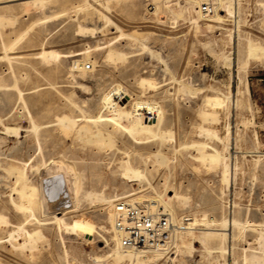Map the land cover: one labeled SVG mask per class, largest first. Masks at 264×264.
Returning <instances> with one entry per match:
<instances>
[{
    "label": "rangeland",
    "instance_id": "1",
    "mask_svg": "<svg viewBox=\"0 0 264 264\" xmlns=\"http://www.w3.org/2000/svg\"><path fill=\"white\" fill-rule=\"evenodd\" d=\"M164 1L169 0H44L40 5L35 0H0V151L9 153L0 152V158L12 163L9 148L20 144L17 158L30 159L24 170L35 191V216L45 223L29 220L25 228L40 230L41 238L35 248L20 251L16 242L22 239L9 234L26 215L10 202V195L15 202L18 198L8 192L13 177L4 173L8 183L0 186V213L7 224L0 228V264H128L126 258L113 259L114 202L136 204L174 194L183 196L185 204L169 200L173 217L195 218L196 223L191 227L194 240L188 233L175 241L191 246L192 252L179 253L173 263L264 264V239L258 236L264 233V0H239L237 20L225 17L221 24L196 15L198 23L192 24L176 16L175 2L183 5V0ZM109 49L123 58L108 60ZM42 50L59 57L45 64L37 55ZM75 60L91 69L76 73ZM142 78L151 79L156 88L139 86ZM183 85L194 93L184 95ZM217 93L227 97L226 109L208 122L204 99ZM141 100L158 105L160 127L173 135L169 145L154 135L139 141L113 122L96 126L84 119L108 115L126 126L134 120L132 104ZM60 117L76 120L70 132L56 122ZM84 125L88 134L78 130ZM201 126L228 138L222 143L208 139L199 134ZM151 128L158 133L156 125ZM98 130L107 139L101 137L103 146L94 137ZM190 141L205 142L207 151L216 149L228 157L232 169H227V182L221 167L198 161L196 151L184 147ZM158 156L162 164L154 159ZM126 163L144 178L125 179ZM49 181L61 186L53 197L46 191ZM124 192L135 195L113 197ZM232 193L234 207L227 212L225 201ZM53 216L65 219L70 228L59 231L49 224ZM232 217L241 223L230 240L206 241L207 228H224L209 221ZM220 247L225 252L212 253ZM169 251L145 264L168 263Z\"/></svg>",
    "mask_w": 264,
    "mask_h": 264
},
{
    "label": "bare ground",
    "instance_id": "2",
    "mask_svg": "<svg viewBox=\"0 0 264 264\" xmlns=\"http://www.w3.org/2000/svg\"><path fill=\"white\" fill-rule=\"evenodd\" d=\"M104 1V0H103ZM107 1V0H106ZM167 1V0H166ZM173 0H169L165 3V4H170L172 3ZM217 1V4H218V9L213 13L211 14L210 16L208 17H204L202 14L199 13V11L197 10V1L196 0H183L182 3L183 5H181L180 3L178 2H175V5L174 7H177V10H179L176 14L177 17H186L187 20H189V22H191L192 24H197V20L196 18H194L193 16H197L199 19L201 20H209L211 22H215V23H218V24H221L222 23V20H224L223 18L227 17V18H231L233 19L234 18V22L237 20L236 19V16H237V6H238V2L239 0H236V1H231V0H216ZM36 3H38L39 5L42 4L44 2V0H35ZM94 2V1H93ZM85 3L84 2V6H85ZM191 3H193V8L191 7ZM83 4H81L82 6ZM91 5V4H90ZM166 6V5H165ZM170 7V6H169ZM79 8V6H78ZM83 8V6H82ZM86 8L87 5H86ZM155 10H157L156 6H154ZM166 9V8H165ZM174 9V8H173ZM78 10V9H77ZM80 10V8H79ZM154 10V12H155ZM169 11H170V8H169ZM172 13V11H170ZM232 15V16H231ZM195 16V17H196ZM226 19V18H225ZM0 21H2V19H0ZM233 21V20H232ZM2 23V22H1ZM85 26V25H84ZM213 26V25H212ZM81 27V25H80ZM114 27L116 29H118L117 25L114 24ZM210 27V26H209ZM221 27V26H220ZM81 29V28H80ZM238 30V29H237ZM80 31V30H79ZM84 31V30H83ZM85 33V31H84ZM234 33V32H233ZM232 33V34H233ZM234 35V34H233ZM230 36V35H229ZM239 38V37H238ZM17 39V38H16ZM250 42V41H249ZM11 45V44H10ZM9 47V46H8ZM11 47V46H10ZM9 47V48H10ZM143 47V46H142ZM248 48V47H247ZM3 57L4 58H7V49L5 47H3ZM153 52V51H152ZM2 53V52H1ZM152 54V53H151ZM38 55V58L42 59L43 61H45V64H47L46 62L49 61V60H52V59H56L59 57L58 54L56 53H53L51 51H44L42 50ZM61 56H64V55H61ZM124 55H122V53H118L116 51H113L112 49H109V52H108V55H107V58L108 60H119L120 58L122 59ZM2 57V56H1ZM0 57V58H1ZM226 59V58H224ZM223 59V60H224ZM68 61V60H67ZM227 61V59H226ZM224 60V62H226ZM226 63H230L229 60L226 62ZM63 65V64H62ZM85 64L83 63V61H80V60H75L73 61V66L72 68L74 70H76V73L79 72H84L85 70ZM71 69V68H70ZM91 69V67H90ZM69 70V69H68ZM11 71V70H10ZM75 73V72H74ZM163 75V74H162ZM14 78V77H13ZM76 81V80H75ZM78 81V80H77ZM87 81V80H86ZM75 83V82H74ZM94 84V83H93ZM190 85H191V82H190ZM14 86V85H13ZM139 86H142V87H145L147 89H155L156 88V83H154L153 81H151V79H146V78H142L140 79L139 81ZM223 87V86H222ZM16 88V87H15ZM240 88V87H239ZM241 89V88H240ZM239 89V90H240ZM3 90V89H2ZM1 90V91H2ZM76 90V89H75ZM243 90V89H242ZM182 91L184 92L183 94L185 95L186 93H194L195 89H192L190 86L188 85H183V89ZM18 92V91H17ZM246 92V91H245ZM2 94V93H1ZM5 94V93H4ZM6 95V94H5ZM95 95V94H94ZM221 95V94H220ZM7 97V96H6ZM5 97V98H6ZM19 98V97H18ZM225 99L227 100V97L226 96H222L220 97L219 94H215V95H212V96H206L205 99H204V106L207 108V113H204V117L205 119H208L210 121H216L217 120V114L219 113V111H223L224 109H226V103H225ZM1 101V100H0ZM6 104V103H5ZM2 108V111H3V108H4V103H3V107ZM6 109V108H5ZM4 109V110H5ZM0 111V112H2ZM81 113V112H80ZM82 114V113H81ZM2 115V114H1ZM130 115L134 118L133 122L126 125V126H123V125H120L118 122H116V118L114 117H111V116H108V115H101V116H98V117H86L84 116V119L86 120V122L88 123H92L96 126H98L99 124H102L104 122H113L114 124H116L118 127H121L123 128L127 133H129L131 136H133V138L137 139V140H141L143 141L144 139H147L148 136L150 135H154V136H158L160 138V140H165L166 139V144L169 145V141H171L173 139V135L170 131L166 130V129H162L160 126L162 125V119H161V111L158 107V105L156 103H152V102H149V101H135L133 104H132V107H131V113ZM201 117H202V114L200 113ZM118 118H120L121 116H119V114H117ZM126 117V116H125ZM83 118V117H82ZM127 118V117H126ZM132 118V119H133ZM227 118V117H226ZM201 119V118H199ZM226 121V120H225ZM34 122V121H33ZM57 123H60L61 125L63 126H67L69 129L66 130V131H69L71 130L70 127H74L75 124H76V120H73L71 118H66V117H60L57 121ZM227 122V121H226ZM225 122V123H226ZM122 123H124V121H122ZM217 123V122H216ZM156 125L157 129L158 130V133L154 132L152 130V125ZM213 124V123H212ZM34 125V124H33ZM207 127V126H206ZM226 130L228 128V126H223ZM32 128V127H31ZM34 129L37 128V126H34L33 127ZM66 127H64V130H65ZM33 129V130H34ZM67 129V128H66ZM12 130V129H11ZM16 130V129H14ZM32 130V131H33ZM78 130H82V131H86L85 133L89 132L88 129H87V126L84 125L83 127H79ZM78 130H77V133H78ZM224 130V129H223ZM65 131V132H66ZM199 134L200 135H203L205 136L206 138L208 139H212V138H215L218 142H223L224 140H226L228 137H226L228 134L226 133L225 136L223 137H219L218 134H217V131L213 128H210V127H199ZM35 132V131H34ZM17 133V132H16ZM67 133V132H66ZM83 133V132H82ZM225 133V132H224ZM34 134V133H33ZM88 134V133H87ZM96 136L95 139H96V142L100 140V143L97 142L98 145L101 144V141H103L105 139V136H101L103 135V133H101V131H97L96 133ZM86 135V134H85ZM100 136V139H98L97 136ZM105 135V134H104ZM153 136V137H154ZM14 137V136H13ZM88 137L90 138V136L88 135ZM101 137H104L103 140ZM89 138L88 141H89ZM226 138V139H225ZM15 139V138H14ZM33 139V138H32ZM109 139V138H108ZM2 140V139H0ZM86 140V139H85ZM84 140V141H85ZM94 140V139H93ZM107 140V139H105ZM12 141V140H11ZM86 141V142H88ZM95 142V141H94ZM106 142H110V141H106ZM1 143V142H0ZM3 143V141H2ZM15 142H13L14 144ZM17 143V142H16ZM30 143V142H29ZM33 143V142H32ZM34 143L36 144V142L34 141ZM89 143H91L89 141ZM104 144V141L102 142ZM31 144V143H30ZM34 144V145H35ZM93 144V142H92ZM103 144H101L103 146ZM107 144V143H106ZM1 145V144H0ZM5 146L7 144H4ZM20 144L17 143V144H14L12 145L11 144V147L9 148L12 153H13V156L11 158V161L13 160L12 163H8L5 162L4 163V160L3 159V162L1 161L2 157H3V154L2 153H5V152H2L3 149H1L0 152L2 156L0 158V172L1 175H0V186L3 184H5L7 186V183L5 181V174H7V177H10L9 175H11L13 177V183L10 185V191L8 192H13L14 194H16L17 198H18V201L15 202L14 199H12L11 195L9 193H7L8 195H10V202H12L14 208L16 210H18L19 212H21L23 215H26L25 216V219L23 221V223H19L18 226H16L15 228V231H12L10 234H9V237L10 238H13V237H19L22 239V243H17L16 244L18 245V248L21 250L23 249H26V247H29L28 249H33L36 247L35 243L38 242V240L41 238V234H40V230L38 231H29L25 228V225L29 222L30 219H34L36 220V222L39 224V225H44V224H41L40 220H38L35 216V207H36V204L34 202V189L33 187L31 186H28L27 185V174L25 173V166H27V163L28 161L30 160L29 158H25L24 161L17 158V154L20 152ZM28 145V144H27ZM26 145V147H27ZM87 145V144H86ZM9 146V144H8ZM30 146V145H28ZM37 146V144H36ZM108 146V145H106ZM110 146V145H109ZM113 146V145H112ZM7 147V146H6ZM24 147H25V144H24ZM25 147V148H26ZM54 147V146H53ZM184 147L186 149H194L196 151V158L195 159H200L201 161H207L209 162L210 164H212L213 168H218V167H221L222 168V180H224V182H227L229 179H228V170L229 168L232 169V167H229V165H227L226 161H227V156L222 152V151H219V150H216V149H212V152H209L207 151V144L205 142H200V141H190L186 144H184ZM3 148V146H2ZM74 148V147H73ZM107 148V147H106ZM8 149V147L6 148ZM38 151L40 150V147L38 146ZM110 149V147H109ZM224 149V148H223ZM222 149V150H223ZM5 150V149H4ZM34 150V148H33ZM36 150V149H35ZM100 150V149H99ZM102 150V149H101ZM9 151V150H8ZM10 151V152H11ZM26 151V149H25ZM69 151V150H68ZM24 152V151H23ZM35 152V151H34ZM37 152V151H36ZM30 153V152H29ZM98 153V152H97ZM109 153V152H108ZM6 154V153H5ZM4 154V156H5ZM9 153H7L6 155H8ZM36 154V153H35ZM68 154V153H67ZM24 155V154H23ZM39 155V154H38ZM157 155V154H156ZM22 156V154H21ZM27 157V155H24ZM72 156V155H71ZM153 156V155H152ZM262 156V155H261ZM135 157V156H134ZM159 157V156H158ZM256 157V156H255ZM6 158V157H5ZM46 158V156H45ZM23 159V157H22ZM156 159L155 161L159 164L161 163L162 161H164V159L162 158H154ZM41 160V159H40ZM69 160V159H68ZM199 161V160H198ZM36 161H34L35 163ZM18 163L21 164V167L18 166ZM42 163V162H41ZM133 163V162H132ZM156 163V164H157ZM162 164V163H161ZM160 164V165H161ZM33 166V165H31ZM38 166V165H37ZM165 166V165H164ZM171 166V165H170ZM53 167V166H52ZM124 169H123V177L125 179H142L144 178V175L137 171L136 169H134L129 163H126L123 165ZM29 168V167H28ZM34 168H35V165H34ZM32 168L31 171H34ZM61 168V167H60ZM159 168V167H158ZM64 169V168H63ZM167 169V168H166ZM228 169V170H227ZM28 170V171H30ZM116 170V169H115ZM37 171V170H36ZM230 171V170H229ZM35 172V171H34ZM54 172V171H53ZM64 172V171H63ZM232 173V172H231ZM64 175V173H62ZM122 174V173H121ZM77 175V174H76ZM55 176V175H54ZM122 176V175H121ZM47 178V177H46ZM55 178H58L57 175ZM8 179V178H7ZM50 179H53L50 178ZM61 179V178H60ZM10 180V179H8ZM55 180V179H54ZM53 180V181H54ZM48 181V180H47ZM46 181V182H47ZM51 181V180H50ZM49 181V182H50ZM52 181V182H53ZM61 181V180H60ZM63 181V180H62ZM62 181L60 182V184L62 183ZM123 181V180H122ZM45 182V181H43ZM48 182V183H49ZM128 182V181H127ZM40 183V182H39ZM70 183V182H69ZM126 183V182H125ZM44 184V183H43ZM50 185L47 186V193L49 192L52 196V194H55L57 193V191L59 190V187L61 189V186L57 185V184H51V182L49 183ZM124 184V183H123ZM122 184V185H123ZM62 185V184H61ZM44 186L46 187V185L44 184ZM65 187V186H64ZM3 188V186L1 187ZM227 188V187H226ZM79 189V187H78ZM135 190V189H134ZM6 191V190H5ZM123 191V190H122ZM125 191V190H124ZM146 191V189H145ZM45 194V193H44ZM126 195L127 193L124 192L122 194H115V196L113 197H117V196H121V195ZM57 195V194H56ZM89 196V194H87ZM109 195V194H108ZM135 195V193H130L128 192V194L122 198H126V197H130V196H133ZM65 196V195H64ZM91 196V195H90ZM53 197V196H52ZM112 197V198H113ZM48 198V197H47ZM56 198V197H55ZM172 198H175L176 199V202L178 205L180 206H183L185 204V198L179 194H174L173 196H169L167 199H164V197L162 196H157L156 199H151V200H146L144 202H146V204H143L145 207H147L148 209L152 210V211H157L159 209V204L161 203L163 206H164V210L170 215V218L172 219V221H176L177 219H175V217H173L174 214H172V210H171V207L169 206V200L172 199ZM102 199V197H101ZM109 199V197H108ZM111 199V197H110ZM52 201V200H51ZM105 201V199H104ZM111 200H109L107 203H110ZM59 205V204H58ZM62 205V203H61ZM187 209V208H185ZM184 209V210H185ZM53 221L49 224H56L57 225V228L58 230H62V229H69L70 227L68 226V224L66 223V221H64L65 219H63L62 217H56V216H53L52 217ZM50 220V219H49ZM185 230L184 231H181L178 233V235L175 236L174 240L171 242V244L169 245L168 250H170V254L172 255V257H168L166 258V262L168 261V263L166 264H176V263H173L175 257L179 254V253H183L184 251L188 250L187 252L188 253H191L192 251V247L191 246H188L186 245V243H183V242H175L176 240H178L180 237H185L186 234L189 233L188 236H190L189 239L191 240H194V238L191 236L193 233V228L192 225H194L196 222V219H185ZM208 222V221H207ZM221 223L223 224V227L224 228H220V229H216V228H207V232L205 233V235H207V239L206 241L207 242H210V241H213L214 239H222V240H230V235H231V232L233 231H236V230H239L240 229V220L239 219H235V218H230L229 220H227L226 222L225 221H209L207 224L209 225H213V226H221ZM7 224V221L5 219L4 216L1 215L0 213V228H4L5 225ZM226 227V228H225ZM113 229H114V232L116 233V249L113 250V259H115L116 261H121L122 259L126 258L128 260V264H145L146 262H149V261H158L160 260L162 257H163V253L166 252V251H157V250H149V249H128V248H125L122 246L120 240H119V235H118V232H116L115 230V227H114V224H113ZM65 230V231H66ZM259 240L261 239H264V233H260L259 235ZM7 240V239H6ZM261 244H262V241H261ZM35 245V247H34ZM262 247V246H261ZM13 248V247H12ZM17 248V247H16ZM223 249L224 247H220V248H216L215 251H213L212 253H223L225 252V250H219V249ZM264 249V248H262ZM28 251V250H27ZM185 253V252H184ZM62 254V253H61ZM66 255V254H65ZM174 255V257H173ZM62 256V255H61ZM33 258V257H32ZM65 258V257H64ZM245 258V257H244ZM125 260V259H124ZM181 260V258H180ZM126 261V260H125ZM246 261V260H244ZM181 262V261H180ZM187 262V261H186ZM193 263V262H192ZM66 264V262H65ZM177 264H182L181 263H177Z\"/></svg>",
    "mask_w": 264,
    "mask_h": 264
},
{
    "label": "built area",
    "instance_id": "3",
    "mask_svg": "<svg viewBox=\"0 0 264 264\" xmlns=\"http://www.w3.org/2000/svg\"><path fill=\"white\" fill-rule=\"evenodd\" d=\"M197 10L208 17L218 9L216 0H196ZM236 1V0H231ZM86 69L90 66L86 65ZM232 181V188H233ZM233 193L227 197L228 212L234 207ZM113 224L123 247L128 249H149L166 251L179 232L185 230L184 218L172 221L164 209L152 211L142 203L131 204L117 200L112 208Z\"/></svg>",
    "mask_w": 264,
    "mask_h": 264
}]
</instances>
